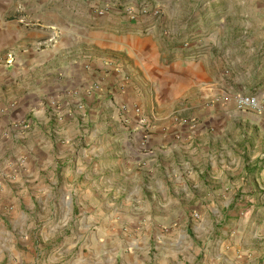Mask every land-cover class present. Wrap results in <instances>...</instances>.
<instances>
[{
	"label": "crops",
	"instance_id": "0c3cea01",
	"mask_svg": "<svg viewBox=\"0 0 264 264\" xmlns=\"http://www.w3.org/2000/svg\"><path fill=\"white\" fill-rule=\"evenodd\" d=\"M142 1L159 15L131 19L118 8L132 3L139 13ZM219 1L0 0V196L58 207L74 201L72 179L83 175L90 198L95 187L116 194L133 183L125 187L129 204L144 189H208L223 207L237 206L239 191L251 192L240 205L249 207L232 214L259 219L264 153L250 144L264 143V39L244 77L233 60L219 70L214 53L205 52L211 40L198 38ZM217 68L223 75L213 79ZM241 89L258 97L260 112L236 106ZM14 180L21 182L15 193L8 188ZM60 187L66 192L54 194ZM132 189L140 191L136 199ZM253 228L234 232L229 256L223 248L203 264H253L239 256L253 234L264 242V216Z\"/></svg>",
	"mask_w": 264,
	"mask_h": 264
},
{
	"label": "rangeland",
	"instance_id": "374dc122",
	"mask_svg": "<svg viewBox=\"0 0 264 264\" xmlns=\"http://www.w3.org/2000/svg\"><path fill=\"white\" fill-rule=\"evenodd\" d=\"M138 4L139 13L134 11L132 3L118 8L131 19L151 10L154 15H159V9H151L147 1ZM217 6L219 12L212 13L207 25L203 20L206 29L200 32L198 38L211 40L213 46H205L209 47L205 52L214 53L219 60V70L222 61L233 60L236 63L235 73L244 77L249 66L261 57L264 0H220ZM105 8L108 7L100 10ZM223 19L227 21L224 26L219 24ZM218 38L221 44L217 43ZM222 75L218 68L212 73L213 79ZM238 95L248 94H244L242 89L237 90L235 104ZM179 118L190 120L184 116ZM237 148L247 154L244 142H239ZM250 149L264 153V143L252 141ZM8 164L2 165L3 169ZM65 174L63 181L67 179ZM82 177L76 175L72 179L77 183L74 201L67 199L58 207L42 204L25 207L19 201L7 200L6 195L0 196V201H4V206L0 208V264H203L207 254L211 253L215 259L223 248L225 257L229 256L227 253H231L234 245L231 243L234 232L246 227L249 233H255L253 226H259L264 216V209L255 221H245L246 218L239 213L232 214L249 207L248 204L240 205L251 192L244 194L239 191L236 197L241 201L237 206L223 207L208 198L212 192L208 189H170L155 193L144 189L142 200L129 204L123 202L124 194L129 190L125 187L131 189L133 183L119 185L120 191L116 194H106L107 190L95 187L90 198L89 191L82 186ZM20 181L9 182L16 187L9 185L8 188L15 193L21 187ZM60 188L54 194L66 192L64 187ZM132 191L136 199L140 191ZM200 194L204 197L202 202L197 199ZM180 195L188 197L181 199ZM256 195L263 197L264 187L257 189ZM196 201L200 203L196 204ZM260 206V203L256 204L255 209L259 210ZM23 212L26 214L23 215ZM139 215L142 218H138ZM243 248L246 253L239 257H248L253 264L264 263V242L259 237L253 234V240L246 242ZM252 251L257 254L253 255Z\"/></svg>",
	"mask_w": 264,
	"mask_h": 264
},
{
	"label": "built area",
	"instance_id": "2783aa9c",
	"mask_svg": "<svg viewBox=\"0 0 264 264\" xmlns=\"http://www.w3.org/2000/svg\"><path fill=\"white\" fill-rule=\"evenodd\" d=\"M108 10V8H105V10H100L99 11V14H104L106 11ZM155 12H158V11H155ZM6 61L8 63H12L14 61V54L11 52V53H8L7 56H6ZM95 88H99L98 86H95ZM236 104L239 108L243 109H251L253 111H261V107H260V102H259V99L254 96V95H238L236 97ZM182 121L185 122V123H194L195 120H184L182 118ZM193 127H196L195 124H192ZM196 216H199L198 214H196Z\"/></svg>",
	"mask_w": 264,
	"mask_h": 264
}]
</instances>
